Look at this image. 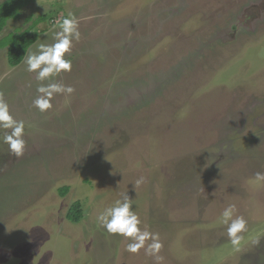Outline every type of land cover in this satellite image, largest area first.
Instances as JSON below:
<instances>
[{
    "label": "rangeland",
    "instance_id": "1",
    "mask_svg": "<svg viewBox=\"0 0 264 264\" xmlns=\"http://www.w3.org/2000/svg\"><path fill=\"white\" fill-rule=\"evenodd\" d=\"M69 11L71 70L37 81L24 59ZM16 30L38 35L17 66L0 48V96L25 123L19 157L0 129V264H264V0H34L0 39ZM50 82L74 91L41 112ZM124 192L161 260L96 221Z\"/></svg>",
    "mask_w": 264,
    "mask_h": 264
},
{
    "label": "clouds",
    "instance_id": "2",
    "mask_svg": "<svg viewBox=\"0 0 264 264\" xmlns=\"http://www.w3.org/2000/svg\"><path fill=\"white\" fill-rule=\"evenodd\" d=\"M80 39L79 20L74 12H67L57 22L50 43H40L34 50H29L24 59L26 71L34 72L37 81L50 80L62 71H70L72 62L65 58L73 41ZM38 95L33 105L41 112L52 107V98L57 93L71 94L74 89L58 82L40 84L36 89ZM0 129H3L2 142L8 145L11 154L22 155L25 141L22 138L25 129L23 120H16L9 112V106L0 96ZM257 181H264V173L255 174ZM143 177L135 183L139 185ZM132 198L127 192L121 193L110 205H107L96 216V221L110 235H121L129 240L126 250L137 253L144 248L147 255H152L157 261L162 258L157 255L162 247L158 234L142 230L139 217L132 211ZM235 205H229L222 212V223L227 226V236L230 244L239 250L243 237L240 233L247 230V221L242 216L233 217ZM151 243L145 245L146 241Z\"/></svg>",
    "mask_w": 264,
    "mask_h": 264
},
{
    "label": "trees",
    "instance_id": "3",
    "mask_svg": "<svg viewBox=\"0 0 264 264\" xmlns=\"http://www.w3.org/2000/svg\"><path fill=\"white\" fill-rule=\"evenodd\" d=\"M34 0H4L0 3V31L10 19H17L21 10ZM39 16L37 20H42ZM35 20L32 25L38 23ZM38 32L23 30L10 32L0 39V48L7 49V60L11 66H17L22 62L28 48L35 42ZM80 210L79 203L75 202L69 209L67 217L70 221L79 220Z\"/></svg>",
    "mask_w": 264,
    "mask_h": 264
}]
</instances>
